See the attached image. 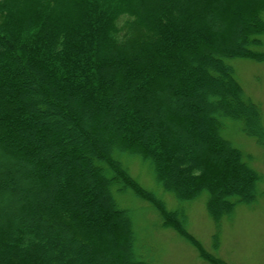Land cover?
Here are the masks:
<instances>
[{"label":"trees","instance_id":"trees-1","mask_svg":"<svg viewBox=\"0 0 264 264\" xmlns=\"http://www.w3.org/2000/svg\"><path fill=\"white\" fill-rule=\"evenodd\" d=\"M263 34L264 0H0V264H148L112 186L227 264L188 232L181 203L206 193L218 223L255 198L259 174L221 130L230 119L264 146L228 62L264 61Z\"/></svg>","mask_w":264,"mask_h":264},{"label":"rangeland","instance_id":"rangeland-1","mask_svg":"<svg viewBox=\"0 0 264 264\" xmlns=\"http://www.w3.org/2000/svg\"><path fill=\"white\" fill-rule=\"evenodd\" d=\"M261 50H264V34ZM237 81L247 97L261 110L264 128V61L243 57L228 60ZM224 138L241 150L245 161L254 168L259 179L253 201L237 203L233 211L216 222L206 211V193L182 202L186 212V229L209 254L227 264H264V146L245 135L238 122L224 120ZM120 160L130 175L146 190L162 199L170 209L178 206L177 199L155 180L149 163L138 156L122 154ZM112 193L119 207L129 210L135 235L134 247L139 258L148 264H211L200 257L197 248L174 229L164 226L158 212L131 190Z\"/></svg>","mask_w":264,"mask_h":264}]
</instances>
